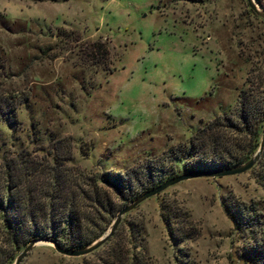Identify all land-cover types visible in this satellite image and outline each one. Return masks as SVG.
Returning <instances> with one entry per match:
<instances>
[{
    "label": "rangeland",
    "instance_id": "374dc122",
    "mask_svg": "<svg viewBox=\"0 0 264 264\" xmlns=\"http://www.w3.org/2000/svg\"><path fill=\"white\" fill-rule=\"evenodd\" d=\"M251 1L264 12V0ZM93 41L107 49L106 67L78 59L79 45ZM261 71L264 21L245 0H0V91L20 101L15 123L0 121V165L56 157L88 172L135 168L144 181L150 160L154 186L182 173L189 136L229 114L246 77ZM259 166L174 183L125 213L122 227L142 221L149 264H252L242 259L249 235L223 206H252L264 241V188L254 180L264 144ZM22 248L0 223V264ZM102 255L66 257L37 243L17 264H99Z\"/></svg>",
    "mask_w": 264,
    "mask_h": 264
},
{
    "label": "trees",
    "instance_id": "16d2710c",
    "mask_svg": "<svg viewBox=\"0 0 264 264\" xmlns=\"http://www.w3.org/2000/svg\"><path fill=\"white\" fill-rule=\"evenodd\" d=\"M59 39L78 35L56 30ZM109 53L99 41L81 43L78 59L106 67ZM246 77L247 89L239 90L229 114L220 113L198 127L189 136L180 160L182 172L196 169H220L244 162L256 149L264 123V72ZM20 101L0 91V121L15 123V109ZM263 148L249 169L259 166ZM69 159L66 156L64 159ZM147 160L142 167L144 181L137 170L88 172L62 164L56 157L50 164L34 167L16 156L3 159L0 165V223L7 243L24 247L33 240H49L65 249L83 247L98 238L109 226L117 210L155 178ZM260 167V166H259ZM264 188V173L254 175ZM155 186V185H154ZM232 228L249 235L242 259L264 264V241L258 237L257 212L252 206H223ZM123 216V215H122ZM112 234L99 246L103 255L99 264H149L144 247L140 219L123 218ZM163 220L168 216L162 214ZM98 247V248H99ZM97 249V248H96ZM94 251V250H93ZM7 264H10L9 262Z\"/></svg>",
    "mask_w": 264,
    "mask_h": 264
},
{
    "label": "water",
    "instance_id": "95a60500",
    "mask_svg": "<svg viewBox=\"0 0 264 264\" xmlns=\"http://www.w3.org/2000/svg\"><path fill=\"white\" fill-rule=\"evenodd\" d=\"M247 6L250 8V10L257 15L259 18H261L264 21V12L258 11L255 6L253 5L251 0H245ZM264 144V123L263 127L259 136V141L257 144V147L255 151L242 163L236 164L233 166H228L225 168L220 169H196V170H190L185 171L180 174L168 177L161 181L160 183L156 184L155 186H152L144 191H142L140 194L136 195L131 201L128 203L122 205L116 212L115 216L111 220L108 228L95 240H93L91 243H89L86 246L75 248V249H65L62 247H59L57 244H55L52 241L49 240H33L29 243H27L20 252L15 256L11 264H17L19 260L25 255L27 251H29L34 244L37 243H47L50 244L52 249L66 257H79L84 256L96 248H98L113 232L115 226L119 222L122 215L127 213L129 210H131L136 204L141 202L142 200L153 196L163 190L164 188L177 183L179 181L193 178V177H221V176H229L234 174L242 173L246 170H248L252 164L257 160Z\"/></svg>",
    "mask_w": 264,
    "mask_h": 264
}]
</instances>
